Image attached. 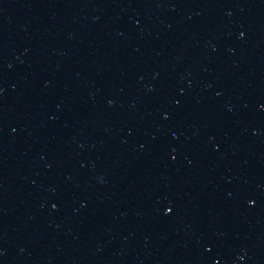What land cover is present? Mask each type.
Masks as SVG:
<instances>
[{
  "label": "water",
  "instance_id": "water-1",
  "mask_svg": "<svg viewBox=\"0 0 264 264\" xmlns=\"http://www.w3.org/2000/svg\"><path fill=\"white\" fill-rule=\"evenodd\" d=\"M36 264H264V0H141Z\"/></svg>",
  "mask_w": 264,
  "mask_h": 264
}]
</instances>
